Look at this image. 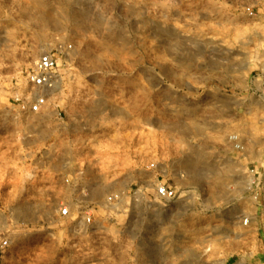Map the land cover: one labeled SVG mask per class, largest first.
Returning <instances> with one entry per match:
<instances>
[{"label":"rangeland","instance_id":"obj_1","mask_svg":"<svg viewBox=\"0 0 264 264\" xmlns=\"http://www.w3.org/2000/svg\"><path fill=\"white\" fill-rule=\"evenodd\" d=\"M46 52L62 84L51 112L87 127L95 202L70 205L90 226L62 219L53 176L25 169L11 100ZM155 177L175 203L155 200ZM259 178L264 0H0V264H263L256 221L242 223Z\"/></svg>","mask_w":264,"mask_h":264},{"label":"built area","instance_id":"obj_2","mask_svg":"<svg viewBox=\"0 0 264 264\" xmlns=\"http://www.w3.org/2000/svg\"><path fill=\"white\" fill-rule=\"evenodd\" d=\"M248 12L253 15L250 9ZM58 67L59 58L55 54L51 52L42 54L34 69L26 76V88L15 94L11 101L14 107L23 113L20 123L25 130L21 133V138L25 143L24 162L25 169L29 171V180L52 186L47 176H53L56 192L61 193L58 198V201H61L59 216L79 225L90 226L93 223V213L88 210L89 206L73 211L70 205L95 202L92 192L85 188L88 169L86 160L79 156L87 138V127L84 118L70 114L59 104L55 106V112L50 110L53 97L58 96L62 89V84L57 81ZM28 140H35L38 143L28 146ZM150 169L154 174L158 170V164H151ZM152 186L155 200L166 203L177 201L178 188L174 184L155 177ZM252 186L254 189L252 200L257 206V214L246 216L242 223L250 228L256 221L262 242L264 264V178L254 179ZM128 194L139 196L140 190L133 188ZM121 198V194L113 193L108 201L118 202ZM8 245V240L3 241L1 249Z\"/></svg>","mask_w":264,"mask_h":264},{"label":"crops","instance_id":"obj_3","mask_svg":"<svg viewBox=\"0 0 264 264\" xmlns=\"http://www.w3.org/2000/svg\"><path fill=\"white\" fill-rule=\"evenodd\" d=\"M49 176V175H48Z\"/></svg>","mask_w":264,"mask_h":264}]
</instances>
